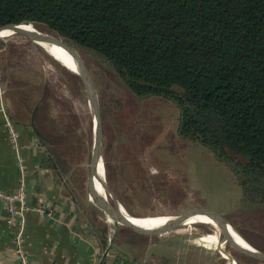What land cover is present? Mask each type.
Instances as JSON below:
<instances>
[{
    "label": "trees",
    "instance_id": "16d2710c",
    "mask_svg": "<svg viewBox=\"0 0 264 264\" xmlns=\"http://www.w3.org/2000/svg\"><path fill=\"white\" fill-rule=\"evenodd\" d=\"M23 23L60 35L137 99L174 104L179 137L230 168L243 209L264 206V0H0V26ZM62 130V145L79 142ZM49 153L48 166L66 165Z\"/></svg>",
    "mask_w": 264,
    "mask_h": 264
},
{
    "label": "rangeland",
    "instance_id": "374dc122",
    "mask_svg": "<svg viewBox=\"0 0 264 264\" xmlns=\"http://www.w3.org/2000/svg\"><path fill=\"white\" fill-rule=\"evenodd\" d=\"M50 42L72 56L60 45ZM86 60L99 91L107 182L113 197L127 204L123 207L119 203L116 211L134 217L162 218L189 216L186 214L189 210L208 208L222 214L240 236L255 239L257 248L264 249V206L251 210L240 206L241 188L230 168L220 163L211 150L198 143L183 141L178 136L170 139L166 135L171 140L170 151L183 163L184 170L161 171L158 163L149 156L153 148L147 149L141 124L151 115V110L144 106L164 105L171 124L163 126L176 132L178 110L174 104L141 101L126 90L109 69L90 57L86 56ZM0 74L9 103L18 99L19 102L15 103L24 107L23 98L26 97L28 102H33L31 107L36 105L44 138L50 140V147L63 155L66 162L75 164L71 174L74 179L84 182L87 193L95 135L93 112L80 75L38 46L34 36L17 34L0 35ZM66 128L76 131L79 142L74 146L62 145L61 130ZM185 151L190 172L179 176L178 173L187 171L183 159ZM100 216L101 220L95 221L96 226L112 236L105 214L101 212ZM182 229L190 230L179 231ZM182 229L166 233L150 230L151 236L148 233L147 239L154 240L160 235L170 237L176 243L177 251L190 255L194 264H231L232 259L237 264H248L250 260L229 244L219 242L208 225L197 223ZM121 230L129 235L133 228Z\"/></svg>",
    "mask_w": 264,
    "mask_h": 264
},
{
    "label": "crops",
    "instance_id": "0c3cea01",
    "mask_svg": "<svg viewBox=\"0 0 264 264\" xmlns=\"http://www.w3.org/2000/svg\"><path fill=\"white\" fill-rule=\"evenodd\" d=\"M37 109L9 103L0 74V191L14 193L24 176L30 210L25 217L22 245L30 264H194L190 255L177 251L170 237L160 235L154 240L125 243L97 227L95 221L101 220L103 211L90 201L84 182L73 178V165L64 161L66 165L60 167L58 161V165L48 166L49 152L54 150L50 140L44 138L38 118L33 121L35 113L39 114ZM8 120L17 134L15 142ZM183 159L187 171L179 176L190 172L187 151ZM160 175L164 177V173ZM40 201L48 206L44 215L35 211ZM119 203L127 205L124 200ZM15 233L5 205L0 202V264H19ZM241 237L264 253V249L257 248L255 239ZM230 263L237 264L233 259Z\"/></svg>",
    "mask_w": 264,
    "mask_h": 264
},
{
    "label": "water",
    "instance_id": "95a60500",
    "mask_svg": "<svg viewBox=\"0 0 264 264\" xmlns=\"http://www.w3.org/2000/svg\"><path fill=\"white\" fill-rule=\"evenodd\" d=\"M10 32L17 35H29L37 38L47 39L53 41L54 43L60 45L63 49L67 50L73 58L79 63L81 69L83 70V75L78 73L84 83L86 88V94L88 98V103L93 112V130H94V147L89 164V176L87 182V191L92 185L93 189L97 191V196L99 199V208L104 212L108 226L112 232L113 239L119 238L127 243H135L144 241L150 229L137 225L133 231L129 234H123L115 217V210L118 207L119 202L113 197L110 192L109 185L107 182L106 175V162L104 156V128H103V116L100 104V97L97 83L95 82L86 60V56L76 49L73 45L68 43L60 35L56 33L45 32L37 28L32 24H15V25H3L0 26V34L2 32ZM149 108L150 116L146 117L144 123L141 125L142 137L144 138V143L147 145V149L153 148L149 151V156L158 163L161 171L175 172L183 169V163L179 162L174 152L170 151V143L172 137H176L178 132L173 131L171 127H165L163 125L170 126V118L167 116L164 105L151 104L144 106ZM160 116V117H159ZM161 126V127H159ZM168 135L170 139L165 136ZM176 142V140H175ZM153 144V145H151ZM175 148V147H173ZM95 159V179L93 183L91 182V170H92V160ZM102 167L104 173V179L99 175V170ZM96 182H99L103 188V192H99L97 189ZM90 199V198H89ZM187 215L196 217L203 216L215 223V226L207 223L213 231V235L218 237L219 242L223 244H229L237 253L245 256L246 258L258 263L264 264V253L259 252L253 246L242 245L236 238H234L230 233L225 230L222 222H226L231 227V223L222 215L217 212L211 211L208 208H194L186 212ZM150 217V216H142Z\"/></svg>",
    "mask_w": 264,
    "mask_h": 264
},
{
    "label": "bare ground",
    "instance_id": "6f19581e",
    "mask_svg": "<svg viewBox=\"0 0 264 264\" xmlns=\"http://www.w3.org/2000/svg\"><path fill=\"white\" fill-rule=\"evenodd\" d=\"M12 33L10 32H2L0 35H10ZM15 35V34H14ZM36 42L38 46L44 48L47 50L52 56L57 58L58 60L62 61L64 65H66L67 68L70 70L81 73L83 75V70L81 69L79 63L73 58V56L65 54L63 51L57 49L52 45L50 40L37 38L35 37ZM62 49V48H60ZM99 175L104 179V173L102 167L99 170ZM91 182L93 183L95 179V159L93 157L92 160V170H91V176H90ZM97 189L99 192H103V188L101 187L99 182H96ZM88 197L90 198V201L97 205L99 207V199L97 196V191H95L92 187V185L89 187L88 191ZM116 211V210H115ZM115 217L117 220V223L119 225V228H135L137 225L148 228L153 231H159V232H171L175 230L182 229L187 226H191L197 223L202 224H212L215 226V223L209 220L206 217L203 216H172V217H162V218H142V217H134L129 215L127 212L124 214L122 212H115ZM223 227L225 230H227L230 235H232L234 238H236L242 245H247V242L236 232V230L231 227L226 222H222ZM190 229H182L179 231H188ZM159 234V233H158ZM157 235V234H156ZM151 236V234H150Z\"/></svg>",
    "mask_w": 264,
    "mask_h": 264
},
{
    "label": "built area",
    "instance_id": "2783aa9c",
    "mask_svg": "<svg viewBox=\"0 0 264 264\" xmlns=\"http://www.w3.org/2000/svg\"><path fill=\"white\" fill-rule=\"evenodd\" d=\"M7 123L11 139L15 142L17 134L14 130L13 124L10 122V120H8ZM20 168L23 171L25 170L22 160H20ZM23 177L21 178L20 186L14 193L7 194L0 191V202H3L5 205L6 211L9 215L10 226L16 229L14 240L19 264H30L29 257L22 245L25 231V217L27 212L30 210L28 206L26 185ZM47 209V204L43 203V201H40V204L35 208V211L41 215H44L47 213Z\"/></svg>",
    "mask_w": 264,
    "mask_h": 264
}]
</instances>
